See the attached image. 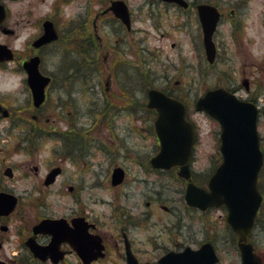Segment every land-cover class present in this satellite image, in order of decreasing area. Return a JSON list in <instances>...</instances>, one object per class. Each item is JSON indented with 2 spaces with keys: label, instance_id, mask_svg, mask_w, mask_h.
<instances>
[{
  "label": "flooded vegetation",
  "instance_id": "flooded-vegetation-1",
  "mask_svg": "<svg viewBox=\"0 0 264 264\" xmlns=\"http://www.w3.org/2000/svg\"><path fill=\"white\" fill-rule=\"evenodd\" d=\"M17 1L20 2V0L2 1L6 9V15L4 21L0 25V34L2 36V40H0V49H2V51H0V74H6L8 76V82H11V87H0V195L7 194L16 198V206L13 213L9 215H0V230L8 232L9 226L5 223L12 219L16 212H19L20 210L21 195L19 192L17 193L14 188L15 183L21 179L20 171H26L28 169L33 170L35 173L38 172L39 168L34 162L36 159V153L38 150H40V152L45 151V149H38V147L40 146L42 148L45 146V143H43L45 142L44 140L47 141L51 136H55L54 139L60 141L59 148H52V153L60 158L59 161L61 164L54 163V161L49 163L48 174L55 168L59 169L60 173L57 176L56 181L50 185H46L47 179L45 178L44 185H46V187H51L56 184L62 176L64 178V186L71 183L69 184L71 190L74 188H84L83 184L79 183V180H70L69 177L65 176L67 164L70 163V165L76 167V170L82 172H94L96 168L100 171L103 170L111 174L110 182L112 180V174L116 169H123L125 173L124 180H127L126 178H128L131 169L134 167L150 177L156 176L163 178V175L171 176L172 174L174 180L171 179L173 182L171 187H174L179 195L180 183L182 184L183 182L184 189L182 192L184 193L187 181L178 177L179 167L176 166L171 169L162 170L153 168L151 165L152 159L160 151V139L155 126L158 111L155 108L149 107V91L151 89L157 88L163 91L166 95L181 100L186 108L187 120L196 126L195 121L190 117V102L185 98L184 100L181 99V95L176 94L174 90L158 88L150 85H148L149 87H146L145 85L142 88L140 87L141 92L145 95L143 98L138 99L136 93L139 88L128 85V83H126L127 80H125L124 83L120 82V84L117 85V92L123 93L120 99L116 100V95L115 98H113L114 95L108 96L107 94L105 100L101 103L99 99H95L97 97L92 93L91 99L93 100L88 102V106L91 107V110H89L87 114L81 112L77 107L71 108L70 111L67 107L68 103L65 102L67 100H65L62 103V106L64 105V107H62V111L59 113L60 115L53 116V109L55 108L53 93L58 85V88L63 89L67 86H64L66 82L80 77V82L82 83L85 81L84 78L88 76L94 77V82L96 84L89 86L90 91L93 92L94 88H100L101 84L99 83V76L103 73L101 69V53L104 51H109V53L107 52V56L112 54L115 56L111 67H109V75H111V79L112 76H114L116 80L118 77H127V75H131L133 71L140 74L151 72V70L146 67L149 60H144L143 58L141 64L137 63L134 65L131 59V54L134 52L132 46L133 24L137 17L139 18L133 9L131 1L104 0L105 7H99L97 11H93L92 5L90 7L89 2L87 7H85L84 4H81L78 9L71 12L69 15L65 13L66 10L62 8L60 3L66 5L73 0H53L52 4L48 5L45 9H42V7L38 5L29 4L23 8L25 9L23 12L24 20L19 21V23H22L25 30H29L26 33L22 32L23 30L21 28L18 33V27H16L18 20H15L14 16L16 14H13L11 3ZM41 1L44 3L46 0ZM183 1L186 3V6L163 0H143V3L148 4L147 6H150L151 9L148 13L149 16L147 15L145 18L148 20L152 19L156 28H158L160 32H162L161 29L163 28L165 15L168 18L175 17V14H177L178 19L185 18L184 16H186L188 20L184 25L191 23V20L199 22L200 48L196 47L193 41H190V37L188 40L189 53L192 56L199 55L200 59L207 61L204 34L199 19L198 8L201 5L214 4H212L210 0ZM95 2H97V0ZM117 2H121L124 5L123 7H127L130 14L131 27L124 23L112 8L114 3ZM154 5H157V8H159L158 11L152 9ZM217 9L221 15L219 21L220 24L221 21L225 20L226 13L219 7H217ZM172 12L174 13L172 14ZM229 14L230 16H235L231 18L229 17L226 20L231 23L233 28L231 34H233V38L236 42H240V38L247 37L248 35L246 26L238 19L235 7L230 9ZM47 25L51 30V35H56L57 39H52L39 44L38 41H40L46 33ZM217 32L218 28L213 36L216 46V60L221 46L220 41L216 39ZM169 34H172V32H162L163 36ZM176 46V42H172L171 47L175 48ZM141 51V54L144 51L153 54L149 49L142 48ZM140 52L138 54L141 56ZM54 53L58 55L57 58L59 57L61 59V64L64 66V68L59 69L58 71L55 69L51 70L53 64L50 63L49 59L51 58L50 55H53ZM69 56L74 57L75 60L77 59V66L74 67V64H69V61L67 67L63 65ZM36 57L39 58L40 73L43 76L50 78V83L45 88V100L39 107L36 105L35 95L29 84L28 71L24 67L26 62ZM104 61H107L106 53L104 55ZM214 64L215 63L210 64L208 62L209 66H214ZM10 76L13 79H11ZM109 81L110 79L105 82L104 93L109 92L110 90ZM242 84L247 91L245 97L240 94L241 87H230L227 89L235 93L241 99L256 103L260 107V96L255 93V90H252L253 88L250 84V80L245 79L242 81ZM107 97L110 98L107 99ZM195 102L196 100L194 101V104ZM133 116L142 122V129L140 127L132 126L133 121L131 120ZM123 117L127 118L129 121L127 129L128 136H131V134L138 135V133L140 135L147 134L155 140V150L152 153L143 155L141 153H136L135 157L131 158L130 155L132 153H130V151L132 149H129L126 146L123 148L122 142L119 150H114L117 138L121 140L120 136H117L118 133H116V120L119 118L122 119ZM83 120L87 121L85 125L81 123ZM58 122L64 124L63 129H57L55 127L56 124H59ZM100 131L107 136L106 138H111L113 140L110 139L109 143H107L105 138H101L96 134ZM135 152L139 151L135 150ZM119 154H123L125 160L129 159L131 165H127L126 161H118L116 157H118ZM102 156L104 159L101 158ZM191 167L193 181L202 187H207V175H203V177L206 178L203 182H197L195 180L196 172L194 171L192 164ZM82 168L84 171L81 170ZM77 178L80 179L79 177ZM157 183V181H154V184L159 186V183ZM160 186L163 187L162 184H160ZM155 192L158 195L161 194L157 191H154L153 193ZM150 198H152L154 202L157 201L158 203H162V197L160 196L157 197V199H153L152 196ZM77 203H79V209L74 210L73 213H67L60 217H53L55 215L46 214L41 216L36 224L45 218H63L66 220L67 227L74 230L75 219H81L80 223L85 226L82 233L83 243L86 241L87 246L92 248L94 247L93 245H95V236H99L104 245L105 255L96 261H93L91 264L105 262H108L109 264H128L127 251H129L140 263L159 264L160 258L168 252H178L189 246L181 247L180 244H177L173 240L172 247L169 248V246L166 245L158 248L161 250V253L156 261L146 259L148 252L142 248V245L143 243H148V238L147 241H141L134 238L132 236L133 232L131 228L134 227L139 229L140 227H146L147 222L145 221L150 218L148 212H141V216H138L141 218L139 220L138 218L133 217L128 209L122 208V210L114 205L115 210L112 222L116 227L117 225L118 227L120 226V233L116 237L113 236L111 240L106 237L105 233L100 231L101 220L98 219V216L94 212L88 211V209H85L84 206L80 205V200ZM185 206L189 210L199 212L203 215L212 210L211 208L206 211H201L195 207ZM165 209L169 210V207L165 206ZM35 225L32 226L27 235L19 233L20 244L18 246V252L13 254L11 258L1 259L0 263L85 264L75 248L73 238L61 240L59 251L63 256V259L59 262H54L53 257L50 256L44 255L43 258L38 257L34 252L30 251L27 246V241L32 240L40 246H49L53 242V236L51 234H36L34 232ZM123 225H127L129 228H123ZM3 227H6L7 229L3 230ZM2 239L4 241V238ZM94 251L97 252L96 249H94Z\"/></svg>",
  "mask_w": 264,
  "mask_h": 264
},
{
  "label": "rangeland",
  "instance_id": "rangeland-1",
  "mask_svg": "<svg viewBox=\"0 0 264 264\" xmlns=\"http://www.w3.org/2000/svg\"><path fill=\"white\" fill-rule=\"evenodd\" d=\"M95 1L73 0L66 5L62 3L60 5L66 10L65 13L68 15L78 9L81 4L87 7L89 2L93 11H97L99 7H105L104 0ZM130 1L136 15L139 16L133 24L132 46L134 52L131 54V59L134 65L137 63L141 64L143 58L144 60H149L146 67L151 72L140 74L133 71L127 77H118L116 80L112 76L111 79L109 67H111L115 56L113 54L107 56L109 51L106 50L108 53L105 51L101 53V69L103 73L99 76L100 88H94L93 92H91L89 86L96 84L94 77L88 76L84 78L85 81L82 83L80 82V77L66 82L64 86H67L63 89L58 88V85L53 93L55 102L53 116L60 115L59 113L64 107L62 103L65 100H67L65 102L68 103L67 107L70 111L71 108L77 107L81 112L87 114L91 110L88 102L93 100L91 99L92 93L97 97L95 99H99L101 103L105 100L107 94L108 96L114 95L113 98L116 95V100H118L123 93L117 92V85L120 82L124 83L125 80H127L126 83L128 85L139 88L136 93L138 99L144 97L145 94L141 92V88L145 85L149 87L148 83H152L151 86L155 85L158 88L172 89L176 94L181 95V97L190 102V117L198 126L193 169L198 180L203 182L205 179L203 175L211 174L214 165L220 162V159H218L219 142L217 135L220 128L219 124L209 116L195 111V98L203 96L206 90L218 86L226 88L241 87L240 94L245 97L247 91L242 81L248 79L253 88L252 90H255V93L260 96L259 102L262 113H260L259 132L261 147L264 151V0H210L212 4L226 13L225 20L221 21L218 26L216 39L220 41L221 46L214 66H209L206 60L199 58V55L192 56L189 53L188 40L190 37V41H193L194 45L200 48L199 22L191 20V23L184 25L188 20L186 16L178 19L177 14H175V17L168 18L165 15L161 30L164 33L170 31L172 34L163 36L162 32L156 28L153 20L145 18L151 10L150 6L143 3V0ZM52 2L53 0H46L44 3L41 0H20V2L11 3L13 14H16L14 16L15 20H18L16 26L18 27V33L20 28L24 33L29 31L28 29L25 30L21 22L19 23V21L24 20L23 12L25 9L23 8L31 4L45 9ZM233 7L236 9L238 19L246 26L248 34L247 37L240 38V42L235 41L233 34H231L233 31L231 23L226 21L229 17H235L229 14L230 9ZM152 9L158 11L159 8L154 5ZM0 40H2L1 34ZM172 42H176L177 46L175 48L171 47ZM142 48L149 49L153 54H149L147 51L141 54ZM139 52L142 58L138 54ZM105 53L107 61H104ZM50 56L49 61L53 64L51 70L55 69L58 71L64 68L61 64V59L57 58L58 55L56 53ZM76 60L74 57L69 56L63 65L67 67L68 61L69 64H73ZM75 66L77 65L75 64ZM11 79L13 78L11 77ZM109 79L110 90L104 93L105 82ZM10 84L8 76L0 74V87H11ZM131 121H133V127H142V122L136 117L133 116ZM86 122V120H83L81 123L85 125ZM116 122V133H118L117 136H120L121 140L117 138L114 150H119L121 142L123 148L126 146L132 149L130 151L132 153V156L130 155L131 158L135 157L136 153H141L142 155L150 154L155 150V140L149 135H140L139 133L138 135H127L129 122L127 118H119ZM58 123L55 127L63 129L64 124ZM96 134L101 138H105L106 142L109 143L111 138H106L107 136L102 131ZM54 137L51 136L47 141L44 140L45 146L42 148L38 147V149H45L43 152L38 150L36 153L34 162L39 168L38 172L35 173L33 170L28 169L20 171L21 179L14 186L17 193L19 192L21 195L20 210L16 212L12 219L5 223L9 226V231L3 232L0 230V260L11 258L13 254L18 252L20 244L19 233L27 235L28 231L38 222L41 216L48 214L55 215L53 217H60L67 213L71 214L74 210L79 209V203L77 202L80 200V205L98 216V219L101 220L100 231L105 233L106 237L111 240L113 236L116 237L120 233V226L118 227L117 225L116 227L112 222L116 206L119 209H128L130 214L139 220L141 218L138 216H141V212H148L150 218L145 221L147 222L146 227L131 228L134 238L141 241H147L148 238V243H143L142 245V248L148 252L146 259L156 261L161 253L158 248L166 245L169 248L172 247L173 240L180 244L181 247L189 245L193 248H197L203 241L209 240L214 241L217 246L220 255L219 264L240 263L241 256L237 247V239L227 228V211L224 208H214L203 215L189 210L182 202L184 184L183 182L182 184L180 183V194L178 195L176 189L171 187L173 184L171 179L174 180L172 174L171 176L163 175V178L150 177L134 167L131 169L128 178H126L127 180H124L118 186H112L110 182L111 174L103 170L100 171L98 168L94 172H87L82 168L81 170L84 171L82 172L76 170V167L68 163L65 176L69 177L70 180H79V183L83 184L84 188L71 190L69 188L71 183L64 186V178L62 176L56 184L46 187L44 180L48 174L49 163L54 161V163L61 164L60 158L52 153V148L58 149L60 143ZM135 150L139 152H135ZM101 158L104 159L103 156ZM116 159L118 161H126L127 165H131L129 159L125 160L123 154H119ZM154 181H157L159 186H156ZM154 191L161 194L153 193ZM151 196L153 199H157L159 196L162 197V203L154 202L150 198ZM165 206L169 207V210L165 209ZM123 228L129 227L123 225ZM2 238H4V241ZM252 240L264 259V226L254 231Z\"/></svg>",
  "mask_w": 264,
  "mask_h": 264
},
{
  "label": "water",
  "instance_id": "water-1",
  "mask_svg": "<svg viewBox=\"0 0 264 264\" xmlns=\"http://www.w3.org/2000/svg\"><path fill=\"white\" fill-rule=\"evenodd\" d=\"M164 1L185 4L182 0ZM119 5L120 3H116L113 9L122 20L129 24L127 11L121 9ZM198 11L204 32L207 59L213 63L216 55L213 34L220 19V13L212 5H201ZM4 14V7L0 3V22ZM47 39L49 38L45 40ZM26 68L29 71L37 104H39L44 99V87L48 79H44L38 72L37 59L28 63ZM149 106L155 107L159 112L156 129L161 141V151L152 160V165L155 168L164 169L178 165L181 167L179 175L189 179L191 175L188 163L193 151L194 127L185 119L184 105L162 92L151 90ZM196 109L206 112L219 122L220 151L223 160L210 178L208 190L192 182L188 184L186 202L202 210L225 205L228 209L227 221L239 238L240 264H264L251 242L255 218L263 202V195L258 188L259 174L264 164V153L261 150L258 132V107L254 103L240 100L234 94L218 88L208 91L199 98ZM55 175L56 171L52 173L48 183ZM123 179V170L116 169L112 176L113 185L120 184ZM15 204L16 200L13 197L1 195L0 215L9 214ZM65 227L64 220L45 219L34 228V231L51 233L54 236L53 243L49 247H39L30 240L27 245L36 255H51L54 261L58 262L62 257L58 253V244L61 239L68 237L75 240L77 251L85 263L96 258L93 254L94 247L89 248L83 243V235L67 230ZM6 229L3 227V230ZM96 244L98 253L103 256L101 241ZM127 255L128 264H147L139 263L129 251ZM218 261L219 257L213 244L207 242L197 250L187 247L181 252H170L160 259L159 264H216Z\"/></svg>",
  "mask_w": 264,
  "mask_h": 264
},
{
  "label": "trees",
  "instance_id": "trees-1",
  "mask_svg": "<svg viewBox=\"0 0 264 264\" xmlns=\"http://www.w3.org/2000/svg\"><path fill=\"white\" fill-rule=\"evenodd\" d=\"M73 64L75 65H77L78 64V61L76 60L75 62H73ZM151 84L152 83H148V85H150L151 86ZM153 86H155V85H153ZM218 159H221V156H220V154H219V157H218ZM215 164V163H214ZM216 166V164L214 165V167ZM213 167V168H214ZM258 186H259V189H260V191H261V193L263 194V196H264V165H263V168H262V170H261V173H260V176H259V182H258ZM228 226V225H227ZM264 226V202H263V205H262V207H261V209H260V211H259V214H258V216H257V218H256V222H255V230H257L258 228H260V227H263ZM228 229L230 230V232H231V234L237 239V236H236V234L233 232V230L231 229V227L230 226H228ZM256 246V245H255ZM256 249H257V247H256ZM258 250V249H257ZM263 258V257H262ZM264 260V259H263Z\"/></svg>",
  "mask_w": 264,
  "mask_h": 264
}]
</instances>
